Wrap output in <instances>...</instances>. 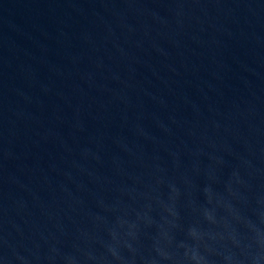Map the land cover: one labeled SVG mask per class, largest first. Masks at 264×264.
<instances>
[{
    "label": "water",
    "instance_id": "1",
    "mask_svg": "<svg viewBox=\"0 0 264 264\" xmlns=\"http://www.w3.org/2000/svg\"><path fill=\"white\" fill-rule=\"evenodd\" d=\"M0 264H264V0H0Z\"/></svg>",
    "mask_w": 264,
    "mask_h": 264
}]
</instances>
